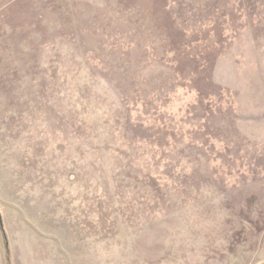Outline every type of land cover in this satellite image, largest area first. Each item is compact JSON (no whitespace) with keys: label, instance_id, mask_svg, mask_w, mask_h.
<instances>
[{"label":"rangeland","instance_id":"374dc122","mask_svg":"<svg viewBox=\"0 0 264 264\" xmlns=\"http://www.w3.org/2000/svg\"><path fill=\"white\" fill-rule=\"evenodd\" d=\"M0 264H264V0H0Z\"/></svg>","mask_w":264,"mask_h":264}]
</instances>
